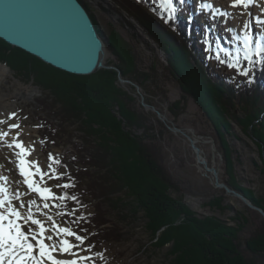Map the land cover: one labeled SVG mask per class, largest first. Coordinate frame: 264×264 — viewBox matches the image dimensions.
<instances>
[{"label": "trees", "instance_id": "obj_1", "mask_svg": "<svg viewBox=\"0 0 264 264\" xmlns=\"http://www.w3.org/2000/svg\"><path fill=\"white\" fill-rule=\"evenodd\" d=\"M80 1L90 10L105 46L115 56L116 61L111 64L117 65L122 76L145 90L148 104L163 111L154 101L160 96L166 99L165 87L158 81L160 77L175 82L180 88V97L167 104L169 121L177 123L186 113L189 101H194L213 129L212 137L223 156L225 175L229 177L227 183L264 210V82L261 80L264 62L253 58L256 63L250 62L246 69L240 61L239 70L227 66L231 61L226 55L214 63L206 62L180 14L166 23L153 11L154 8L161 10V0H113L137 19L164 52L165 64L157 58L148 64L141 57L136 36H125L112 25L105 38L87 0ZM0 60L11 66L16 75H24L42 90L44 100L39 105L52 116L50 121L41 116L39 119L45 140L53 142L61 126L64 131L66 127H74L79 133L80 166L72 160V169L62 162L61 167L67 173L61 176L60 185L71 186L60 187V191L67 208L80 209L94 202L95 212L79 217V222L93 235L88 239L92 248H99L110 239H121L119 220H111L107 213L115 210L123 220L128 218L125 210H129L142 213L152 247L168 246V264H260L259 261L264 264V220L244 238L245 248L241 249L239 233L247 222L243 214L235 212L232 216L236 225L216 216L201 220L180 197L172 196V192L180 191L178 180L164 164V147L160 143L162 135L170 131L155 114L145 112L134 96L133 86L130 90L119 84L117 70L72 74L44 63L1 38ZM228 68L231 72H227ZM245 70L247 76L241 74ZM151 84L159 93L149 89ZM152 122L160 124L159 138L150 132H146L147 138L134 136L125 129L138 126L145 131L153 130ZM232 122L251 136L258 147L261 161L258 167L263 175L259 194L242 187L234 175L232 149L227 139L233 134ZM73 196L75 200L71 199ZM222 201L223 194H219L207 203L222 211L231 209ZM101 205L107 208L102 210Z\"/></svg>", "mask_w": 264, "mask_h": 264}, {"label": "rangeland", "instance_id": "obj_2", "mask_svg": "<svg viewBox=\"0 0 264 264\" xmlns=\"http://www.w3.org/2000/svg\"><path fill=\"white\" fill-rule=\"evenodd\" d=\"M87 1L92 13L96 17L100 29L105 35H103L105 38L109 34L112 25H116L125 36L134 35L137 37L138 49L141 50V57H143L148 64H151L154 58H157L158 61L163 64L166 63L164 52L153 42L148 32L143 29L137 19L135 20L132 16L130 17L126 10H120L119 5L115 1ZM262 1L263 0H259V4ZM211 3L215 8L214 0H211ZM215 3H217L219 8L222 7L225 10L230 8V0H215ZM259 4L256 0L255 6L250 7L249 9L234 7L237 10H229L228 12L231 13V15L227 17L215 15L218 24L217 29H220L223 37L227 36L228 38L232 37L235 39V32L240 31L239 34H243V25L245 22H250L251 19L256 22L258 18L264 21V11H262V9H264V1L260 5ZM222 8H220L221 12L224 11ZM258 10L260 13H257L259 12ZM241 13H243V15ZM257 28L264 30V26L262 25H257ZM229 29H232V31H229ZM230 43H233V41ZM235 52L237 51L233 49L232 56L235 58L239 57L237 54L238 52ZM241 58H244V53L241 55ZM113 61H116L115 56L106 46L104 65L109 67L103 69H115L118 71L119 69L117 65L111 64V62L114 63ZM0 66L5 69V73H3L0 78V95L7 97L22 91L26 93L21 98L12 100L9 107L5 108V111L9 108V114H7L6 118L3 120L5 123L1 124L4 128H8V125L12 123L19 124L18 129L24 131L21 135L24 138L27 137V140H31V145H34L35 156H32L30 161H36L42 171L49 172L48 165L51 162L49 160V153H51L55 160L60 162L59 164L53 163V167L56 169L57 174L67 173L65 172V167H61L62 162L67 163L72 169V160L74 164L76 163L77 166H80V161H78L79 154L77 153L78 147H80V140L78 137L79 133L76 129L74 127H66L64 131L61 126V128L59 127V136L52 139L53 142H51V140H45L42 130H40L39 119L41 116L50 121L52 116H50L48 112H44V109L39 105L42 99L44 100L42 90L31 80L27 81L26 78H24V75H16L11 66L1 60ZM117 79L122 87L129 88L130 90L132 89L130 86L134 87V96L138 103L143 106V100L146 102L145 90L140 86L139 89H136L133 84L131 85L130 83H127L125 80L128 78L122 76L121 72H118ZM163 79V77H160L158 81L163 89L165 87L164 94H166V99L160 96L161 98L156 97L154 101L156 103L155 105L163 108L162 112L166 115L167 122L170 123L167 104L168 102L177 100L181 93L178 84L171 81L168 82L165 79L164 83H161ZM149 89L158 92L152 84L149 86ZM144 109L145 112L155 114V117L163 122L154 111L146 108ZM185 112L186 113L179 118L177 123H173L175 125H180L181 127L179 128L189 134L194 142L196 141L195 144L201 150L202 156H200V160H205L208 166L213 165L217 168L218 180L225 182L229 186L227 183L229 177L225 175L226 171L223 156L221 152L218 151L214 138L212 137L213 129L209 127L206 118L203 116L194 101H189ZM12 113H15L16 115L12 116ZM117 116L119 117L118 112ZM53 123L58 126L57 121L53 120ZM148 124H151L150 121ZM163 124L166 126L164 122ZM153 125L154 129H149L148 131H145V128L138 126L125 127V129L129 130L134 136L137 135L142 138H147L149 135L146 134V132H150L154 134L156 138H159L160 124L154 122ZM166 128L169 130L167 126ZM26 131L27 136L24 134ZM169 131L170 132L162 135L160 143L164 147V164L168 171L178 180L180 191L172 192V196L180 197L193 211L196 212L198 215L197 217L201 220L205 217L216 216L228 224L236 225V221L233 220L232 216L235 215V212L243 214L246 217L247 222L239 233V241L241 249H244V238L256 228L255 226H258L261 221L264 220L263 216L240 198L226 192L225 189L216 188L214 186L212 173L204 168L203 164L198 159L196 151L192 148L190 140L179 132L174 133L171 130ZM232 133V135H228L227 139L232 149L231 159L236 180L242 187L252 189L255 194H259L263 188L261 187L263 175L258 167L261 164L258 147L252 137L246 135L235 122H232ZM148 140L151 142L150 138ZM75 157L77 158L76 160H74ZM9 164L12 169L17 168L16 161L10 160ZM74 170H76L75 167ZM16 176L19 181L22 180L19 172H17ZM35 179L39 181L40 177L37 175ZM59 180H61V178L57 180L49 179L45 176L41 186L51 189L56 197H60V187L56 186L57 184L60 185ZM19 186L27 189V186L23 183H19ZM219 194H223L222 203L231 206V209H225L222 211L207 203L213 196H219ZM44 203H39V210L33 208V214L36 210V212H57V217L54 219L57 226L70 228L78 235L86 237L84 243L78 248H74L73 251L76 252L78 256H86L89 257V259L86 261H79L78 264H168L169 262V260L167 261L166 259L168 246H164L163 248L152 247L150 243V235L144 227L141 212L135 214L131 213L129 210H125L128 218L126 217V219L120 220L121 217L118 216L119 214L117 211H109V213H107L108 218L113 221L119 220L118 225L121 228V230H119L122 232L123 236L118 240L110 239L109 241H105L99 245V248L94 249L90 246L88 241L93 235L85 225L79 222L81 214L95 212L94 202L80 209L75 206L67 208L65 207L66 201H61L59 199H49L48 202L46 201V203L49 204L47 209L43 207ZM103 207L107 208V205H103L102 210L104 209ZM58 213L60 214L58 215ZM51 226L52 222H50L47 227L51 228ZM162 229H164V227ZM55 238L56 237H54V239ZM69 239L73 244L79 243L75 240V237L69 236ZM97 253L100 255H97ZM259 263L262 264L263 262L259 261Z\"/></svg>", "mask_w": 264, "mask_h": 264}, {"label": "snow or ice", "instance_id": "obj_3", "mask_svg": "<svg viewBox=\"0 0 264 264\" xmlns=\"http://www.w3.org/2000/svg\"><path fill=\"white\" fill-rule=\"evenodd\" d=\"M161 10L153 9L157 11L158 15L165 19L167 23L172 20L176 15V7L174 6L173 0H161ZM254 0H230V7H243L249 9L254 7ZM205 8H212L213 15H219L223 17L230 16L227 10L223 12L218 8H213V5L207 2L199 5V10L203 11ZM264 11V9H262ZM243 15V13H241ZM264 26V21H257ZM251 24L245 22L243 25V35L236 36L235 39L242 41L244 59L255 64L253 60V54L260 58L261 62H264V30L258 33V38L251 31ZM232 31V29H229ZM219 59V57H217ZM221 63H226L221 60ZM229 68L240 69L239 58H233L231 62H227ZM242 75L247 76L248 72L242 71ZM15 116V113L11 114ZM5 123V121H0ZM19 124L12 123L8 125L9 131L12 129H18ZM9 132L0 130V142L5 144L8 148L15 147L19 151L15 152L17 157L16 167L19 171V175L22 177L18 183H23L27 186L29 192H34L39 195L42 201H48L49 199H59L63 201L64 196L56 197L52 193L51 189L42 187L41 184L44 181V177L47 176L49 179H60L61 174L56 173V169L53 167V163L59 164L58 160L49 153V160L51 161L48 165L49 172H44L40 169L36 161H30L27 157L34 151L33 146H25L22 140L17 139L20 136V132L17 131L15 136L8 142ZM43 142V141H42ZM51 173V174H50ZM40 179L37 181L36 176ZM7 177L0 174V264H78V261H86L89 257L77 256V253L73 251L74 248H78L84 243L86 237L78 235L67 227H59L55 224L52 216H48L47 213L44 215L47 220L52 221L51 228L46 227L45 222L34 216L32 212V206H36L39 210L40 206L36 199H29L24 201L21 197L22 194L17 190L10 194L7 186ZM57 187L68 188L70 184L56 185ZM24 193L23 195H26ZM71 199L75 200L73 196ZM17 201L18 204L13 202ZM27 205V214L22 213V209ZM43 207L47 209L48 203H44ZM60 213H58L59 215ZM35 226V227H33ZM51 231L52 234H48ZM75 237L78 244L71 243L67 238L64 237ZM54 237H56L54 239ZM56 253L61 255L67 254L71 258H57ZM97 255H100L97 253Z\"/></svg>", "mask_w": 264, "mask_h": 264}, {"label": "water", "instance_id": "obj_4", "mask_svg": "<svg viewBox=\"0 0 264 264\" xmlns=\"http://www.w3.org/2000/svg\"><path fill=\"white\" fill-rule=\"evenodd\" d=\"M0 38L44 63L72 74L89 75L109 67L103 62L104 40L89 10L80 0H0ZM125 81L139 89V85L131 80ZM142 105L154 111L169 130L188 138L200 160L201 150L189 134L173 122H167L166 115L155 106L144 100ZM200 161L212 173L216 188H223L240 198L264 218L261 207L240 191L219 181L217 168L208 166L205 160Z\"/></svg>", "mask_w": 264, "mask_h": 264}, {"label": "bare ground", "instance_id": "obj_5", "mask_svg": "<svg viewBox=\"0 0 264 264\" xmlns=\"http://www.w3.org/2000/svg\"><path fill=\"white\" fill-rule=\"evenodd\" d=\"M255 1L256 0H254V3H255ZM263 2V1H262ZM261 2V3H262ZM257 3L259 4V0H257ZM260 3V4H261ZM212 4V3H211ZM259 4V5H260ZM221 6H222V4H221ZM214 8V7H213ZM220 8H222V7H220ZM227 10H233V11H235V10H237L236 8H234V7H230V8H228ZM259 11V10H258ZM104 56H105V54L103 55V62H104ZM4 68H2L1 66H0V78H1V76H2V74L3 73H5L4 72ZM26 93L24 92V91H22V92H19V93H15V94H12V95H10V96H7V97H4V96H2V95H0V121H3L5 118H6V115L7 114H9V112H8V110H9V108H8V110H6L5 111V108L6 107H9V105H10V102H12V100H16L17 98H21L22 96H24ZM8 112V113H7ZM0 130H3V131H7V132H9V135H8V137H6V140L8 141V142H11V140L13 139V137L15 136V133L17 132V131H19L20 132V136L19 137H17V139H19V140H22L23 142H24V144H25V146H32L31 145V140H27V137L26 138H24L21 134H22V132H24L23 130H19V129H12V130H10L9 131V129L8 128H4L3 127V125L0 123ZM25 135L27 134V131L24 133ZM27 136V135H26ZM196 142V141H195ZM16 151H19V149H16L15 147H13V148H8L5 144H3L2 142H0V174H2L3 176H5V177H7L8 179H7V186H8V188H9V192H10V194L11 193H13V192H15V191H19L21 194H22V199L24 200V201H27V200H29V199H36L37 200V203L39 204V203H44V202H46V201H42L41 200V198L39 197V195L37 194V193H34V192H29L28 191V189H26V188H21L20 186H19V183H18V181H19V179L17 178V172H19L18 171V169L16 168V169H12V167H11V165L9 164V161L10 160H13V161H16L17 162V157H16V155H15V152ZM35 151L34 152H32L28 157H27V159L28 160H31L32 159V156H35ZM200 155H201V153H200ZM202 156V155H201ZM39 165V164H38ZM24 193H27L26 195H23ZM48 202V201H47ZM14 204H18V202L17 201H14L13 202ZM33 208H36V206H32V209ZM37 209V208H36ZM35 209V210H36ZM22 211V213H24L25 215L27 214V205L25 206V208L24 209H22L21 210ZM37 211V210H36ZM36 211H34V216H36L37 218H39V219H41L42 221H44L45 222V225H46V227L49 225V223L50 222H52V221H50V220H47V217L44 215V213H47V215L48 216H52L53 217V220L57 217V212H52V211H47V212H36ZM33 227H35V226H33ZM48 234H52L51 233V231L48 233ZM64 238H67L70 242H71V240L69 239V237H64ZM72 243V242H71ZM55 255H57V258H71V257H69L67 254H63V255H61V254H59V253H56ZM77 256H78V254H77ZM79 262V261H78Z\"/></svg>", "mask_w": 264, "mask_h": 264}]
</instances>
